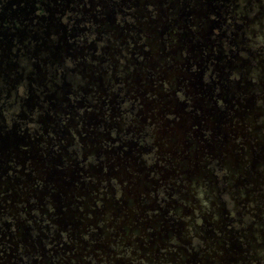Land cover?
I'll list each match as a JSON object with an SVG mask.
<instances>
[{
    "label": "flooded vegetation",
    "instance_id": "obj_1",
    "mask_svg": "<svg viewBox=\"0 0 264 264\" xmlns=\"http://www.w3.org/2000/svg\"><path fill=\"white\" fill-rule=\"evenodd\" d=\"M0 264H264V0H0Z\"/></svg>",
    "mask_w": 264,
    "mask_h": 264
}]
</instances>
